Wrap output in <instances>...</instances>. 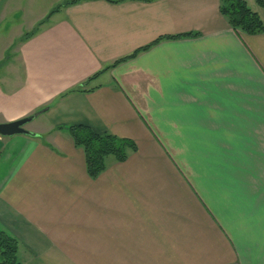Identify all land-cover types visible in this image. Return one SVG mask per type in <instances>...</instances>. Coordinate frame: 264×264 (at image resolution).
<instances>
[{"label": "crops", "instance_id": "crops-1", "mask_svg": "<svg viewBox=\"0 0 264 264\" xmlns=\"http://www.w3.org/2000/svg\"><path fill=\"white\" fill-rule=\"evenodd\" d=\"M67 1L0 0V124L36 116L0 136L22 263L264 264V34L221 0ZM71 125L137 150L92 179Z\"/></svg>", "mask_w": 264, "mask_h": 264}, {"label": "trees", "instance_id": "trees-1", "mask_svg": "<svg viewBox=\"0 0 264 264\" xmlns=\"http://www.w3.org/2000/svg\"><path fill=\"white\" fill-rule=\"evenodd\" d=\"M88 0H71L65 2L61 7L76 4ZM117 3L124 0H109ZM255 8L249 0H221V12L228 20L237 34L245 33L252 36L264 34V19L260 10L264 11V0H255ZM257 7V8H256ZM56 12V10L54 11ZM52 12V14L54 13ZM32 33L25 35L29 38ZM197 35H185L182 37H195ZM179 37H168L162 40H173ZM141 48L130 56L118 60L106 70L122 65L140 54L149 51L159 42ZM97 75L90 80L96 78ZM85 89H79L83 92ZM77 91V90H76ZM66 130L73 139L75 145L85 152L87 172L92 179H97L106 169L109 158H115L119 162L128 159L131 153L137 150L136 144L128 139H122L112 134H98L85 125H71L60 127ZM21 243L18 239L0 228V264H23L20 259Z\"/></svg>", "mask_w": 264, "mask_h": 264}, {"label": "water", "instance_id": "water-1", "mask_svg": "<svg viewBox=\"0 0 264 264\" xmlns=\"http://www.w3.org/2000/svg\"><path fill=\"white\" fill-rule=\"evenodd\" d=\"M36 116H30L12 123L0 124V136L9 137L15 135L33 136V133L26 129V125L34 120Z\"/></svg>", "mask_w": 264, "mask_h": 264}, {"label": "rangeland", "instance_id": "rangeland-1", "mask_svg": "<svg viewBox=\"0 0 264 264\" xmlns=\"http://www.w3.org/2000/svg\"><path fill=\"white\" fill-rule=\"evenodd\" d=\"M27 9H29V6L27 5ZM40 112V110H38V111H36L34 114H37V113H39ZM44 114V113H43ZM29 124V123H28ZM28 124L26 125V126H28Z\"/></svg>", "mask_w": 264, "mask_h": 264}]
</instances>
